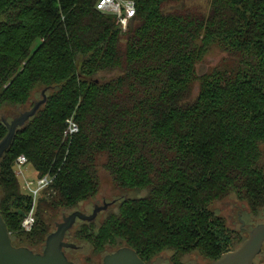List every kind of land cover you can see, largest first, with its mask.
Wrapping results in <instances>:
<instances>
[{
    "label": "trees",
    "instance_id": "16d2710c",
    "mask_svg": "<svg viewBox=\"0 0 264 264\" xmlns=\"http://www.w3.org/2000/svg\"><path fill=\"white\" fill-rule=\"evenodd\" d=\"M98 1L0 0V141L6 112L47 96L0 161V213L22 233L35 206L15 171L24 155L51 178L30 245L51 232L47 211L76 210L108 178L121 195L99 225L80 224L79 242L95 254L129 246L147 264L210 263L226 252L213 204L264 203V0H211L205 12L134 0L125 29ZM214 46L232 61L199 75ZM70 119L79 130L65 135Z\"/></svg>",
    "mask_w": 264,
    "mask_h": 264
},
{
    "label": "rangeland",
    "instance_id": "374dc122",
    "mask_svg": "<svg viewBox=\"0 0 264 264\" xmlns=\"http://www.w3.org/2000/svg\"><path fill=\"white\" fill-rule=\"evenodd\" d=\"M211 0H187L185 3H176V4H168L167 8H181L184 5L185 6H191L196 7L203 12L207 11ZM38 42L34 44L33 47H36ZM232 61V57L223 51L220 47L214 46L211 51L208 53V55L205 57V59L197 64V72L199 75L206 74L207 72L214 70L216 68L225 67L227 63ZM120 71L118 69L112 70V71H103L99 72L95 78L101 81H105L111 78H114L115 76L119 75ZM198 87H196L193 97L197 95ZM42 98V97H41ZM41 98H37L38 100ZM36 100V101H38ZM28 107H25L23 109L26 110ZM6 112V116L12 118L17 117L21 112ZM9 120V121H11ZM24 169V176H20L19 179L22 182V186L25 180V177L27 178H35L38 172L31 164H27L23 167ZM121 195V192L115 188L113 183L108 178H103L102 186L100 191L97 194V199L102 202V198H106L107 201H112L114 198H119ZM44 196V191L39 195V197L35 201V211L37 208V204L40 198ZM85 208H87L86 212L89 214L92 210V204L86 203L84 205ZM113 207V205L110 207V209ZM213 209L217 213V215L223 220V227L221 228L222 237L220 238V243L222 245L223 251H230L235 248H237L242 241L247 237V233L241 231V220L239 218V214L241 213V219L246 221V227L247 229H251L256 224L264 221V203L258 206L257 208L252 207L246 200H240L236 197H227L219 202H216L213 204ZM70 212L65 211H57V212H51L47 211L44 215V218H46L47 222L50 224L51 231L55 229V224L57 222H61L63 219V216L69 215ZM106 212L99 215L98 222H96L95 226L99 225L101 221L104 218ZM82 222H77L72 230V237L73 242L77 244V250H70L69 248L67 252L70 254V256L75 260L77 264H96L101 263L103 257L106 253L102 254H95L93 252V249L90 245L86 243H82L78 241V238H76V230L79 228L80 224ZM22 233L17 235H11V238L13 240V244L17 247L25 246L29 247L30 249L34 250L35 252L42 251L43 244H35L30 245L27 238V233L30 231H25L23 228ZM75 236V237H74ZM190 264H209L208 260H205L202 256L200 257H194L192 256L191 259H188ZM161 263V262H158ZM164 264V263H161Z\"/></svg>",
    "mask_w": 264,
    "mask_h": 264
},
{
    "label": "water",
    "instance_id": "95a60500",
    "mask_svg": "<svg viewBox=\"0 0 264 264\" xmlns=\"http://www.w3.org/2000/svg\"><path fill=\"white\" fill-rule=\"evenodd\" d=\"M47 101L45 90L42 98L34 105L21 112L11 121L5 120L8 133L0 141V161L4 154L11 147L16 133L20 127L25 126L40 107ZM112 202L105 203L104 206H95L91 214L81 211H74L64 216L63 221L58 223L56 229L50 232L44 243V248L40 252H35L29 247H17L13 244L8 226L0 213V264H77L69 259L65 249L77 248L75 243L65 240L68 230H70L77 219L92 221L99 211L106 209ZM264 244V223L258 224L249 231L248 238L236 250L223 253L219 258L211 261L210 264H253L255 257L261 252ZM101 264H147L129 246H123L104 256ZM160 264V263H157Z\"/></svg>",
    "mask_w": 264,
    "mask_h": 264
},
{
    "label": "built area",
    "instance_id": "2783aa9c",
    "mask_svg": "<svg viewBox=\"0 0 264 264\" xmlns=\"http://www.w3.org/2000/svg\"><path fill=\"white\" fill-rule=\"evenodd\" d=\"M97 9L101 11H108L114 13L118 17V21L122 28H127L129 21L137 13V6L134 0H99L97 2ZM77 124L72 120H68V126L65 130V135L73 134L78 131ZM29 164L26 156L21 155L15 163V171L17 175L24 176L25 165ZM51 178L48 175L39 176L35 178L25 177L23 183V190L33 197V200L39 197L43 190L50 184ZM36 224L35 207L22 220V228L25 231H31Z\"/></svg>",
    "mask_w": 264,
    "mask_h": 264
},
{
    "label": "flooded vegetation",
    "instance_id": "af4514ba",
    "mask_svg": "<svg viewBox=\"0 0 264 264\" xmlns=\"http://www.w3.org/2000/svg\"><path fill=\"white\" fill-rule=\"evenodd\" d=\"M98 197L96 196L92 201H89V202H86V203H90V204H92V210H91V212L89 213V214H91L92 212H93V210H94V208H95V206H104V204L105 203H108V202H112V204H110L106 209H102L101 211H99L98 212V214H97V216H96V218L94 219V220H92V221H88V220H80V219H77L76 220V222H75V224H74V226L76 225V223L77 222H83V223H92V222H94V223H96V222H98V219H99V215H101V214H103L104 212H106L112 205H114V203L116 202V198H114V199H112V201H107L106 200V198H102V202L101 203H99L100 201L97 199ZM86 203H84L83 205H81L79 208H77L76 210H73V211H71L69 214H71L72 212H74V211H81V212H83V213H86V214H88L87 212H86V210H87V208H85L84 207V205L86 204ZM241 213L239 214V218H240V220H241V226H240V229H241V231H243V232H246L247 233V237L242 241V243L248 238V236H249V231L253 228V227H255V226H257L258 224H261V223H264V221L263 222H260V223H258V224H256L255 226H253L251 229H247V227H246V221H244L243 219H241ZM66 216V215H65ZM64 217V216H63ZM62 221H63V219H62ZM61 221V222H62ZM61 222H57L56 224H55V229H56V226H57V224L58 223H61ZM74 226L70 229V230H68V232H67V235H66V238H65V240L67 241V242H72V240H73V237H72V235H71V233H72V230H73V228H74ZM55 229H53L52 231H54ZM51 231V232H52ZM75 237V236H74ZM45 243V242H44ZM242 243L237 247V248H239L241 245H242ZM78 247V246H77ZM43 248H44V244H43V247H42V250H43ZM237 248H235V249H233V250H236ZM69 248H67V249H65V252H66V254H67V250H68ZM71 249H74V248H71ZM118 249V248H117ZM74 250H77V248H75ZM116 250V249H115ZM114 250V251H115ZM233 250H230V251H233ZM113 252V251H112ZM227 252H229V251H227ZM108 253H111V252H108ZM108 253H106V254H108ZM105 254V255H106ZM67 256H68V254H67ZM71 259L70 260H72V261H74L75 262V260L72 258V257H70ZM104 258V257H103ZM102 262H103V259H102ZM101 262V263H102ZM101 263H96V264H101ZM211 263V262H210ZM209 263V264H210ZM253 264H264V244H263V247H262V250H261V252L255 257V259H254V263Z\"/></svg>",
    "mask_w": 264,
    "mask_h": 264
}]
</instances>
